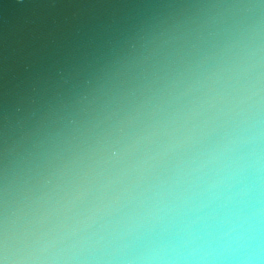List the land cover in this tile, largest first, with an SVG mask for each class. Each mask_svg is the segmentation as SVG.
<instances>
[{
  "label": "clouds",
  "instance_id": "clouds-1",
  "mask_svg": "<svg viewBox=\"0 0 264 264\" xmlns=\"http://www.w3.org/2000/svg\"><path fill=\"white\" fill-rule=\"evenodd\" d=\"M0 264H264V0H0Z\"/></svg>",
  "mask_w": 264,
  "mask_h": 264
}]
</instances>
